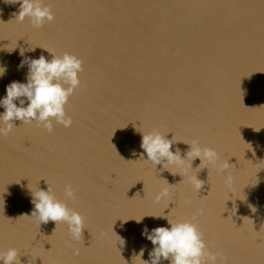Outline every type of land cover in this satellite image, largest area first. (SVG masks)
<instances>
[{
  "label": "water",
  "instance_id": "95a60500",
  "mask_svg": "<svg viewBox=\"0 0 264 264\" xmlns=\"http://www.w3.org/2000/svg\"><path fill=\"white\" fill-rule=\"evenodd\" d=\"M43 3L55 19L35 28L15 19L19 5L0 2V98L25 81L17 66L28 45L78 57L81 83L65 106L70 127L15 121L0 136V251L16 248L20 264H141L134 256L146 247L147 260L153 247L144 226H169L144 216L165 212L196 217L215 264H264V0ZM41 54L51 58L26 53ZM152 131L174 137L182 156L195 140L219 159L156 169L138 160L141 133ZM47 186L84 217L80 240L64 223L24 216L30 189Z\"/></svg>",
  "mask_w": 264,
  "mask_h": 264
},
{
  "label": "clouds",
  "instance_id": "9594fccd",
  "mask_svg": "<svg viewBox=\"0 0 264 264\" xmlns=\"http://www.w3.org/2000/svg\"><path fill=\"white\" fill-rule=\"evenodd\" d=\"M0 2L11 6L19 5L18 13H14L15 19L23 22L28 18L35 28H40L46 22L55 19L52 9L45 5L43 0H0ZM37 48L46 51L51 58L43 54L38 58L26 55L35 52ZM19 55L22 59L17 70L26 67L27 73L24 82L12 81L6 85V95L0 98V108L4 109L0 112V136H7L14 127H18L15 121H20L21 124L35 123L48 132L53 131L55 124L63 125L65 128L70 127L72 119L67 116L65 106L75 90L80 87L79 74L83 71V62L70 53L56 55L53 50L41 46L20 47ZM5 74L6 68L0 66V78ZM141 134L140 147L143 152L138 160L150 161L156 169L157 165H162V169H167L169 166L183 167L185 161H188V166L193 168V162L197 158L201 161L200 165L214 164L219 159L215 149L202 148L195 140L187 144L190 146L189 150L182 156L179 147L175 151L172 150L177 143L174 137L168 139L166 134L158 131ZM228 166L230 164L227 161L224 170ZM204 183L197 176L193 177V184L198 192L203 189ZM30 195L34 208L31 215L24 216L34 218L39 225L50 221L55 222L56 225L64 223L73 240H80L83 237L84 217L57 199L51 188L47 186V190H43L39 187L35 191L30 189ZM65 195L69 199L75 198L76 194L71 185L66 186ZM168 196L169 192L165 189L156 199L159 201ZM253 208L256 211V208ZM168 214L165 215L164 212L163 215L144 216L166 219L169 226L149 229L145 225L141 235L150 241L153 247L148 250L147 260L143 259L146 247H142L134 257H138L141 264H162V261H168L169 264H215L216 257L207 252L202 233L198 225L193 222L196 217L194 216L191 221H173L168 218ZM143 218L138 223L142 222ZM19 257L16 248H9L6 252L0 251V264H20Z\"/></svg>",
  "mask_w": 264,
  "mask_h": 264
}]
</instances>
